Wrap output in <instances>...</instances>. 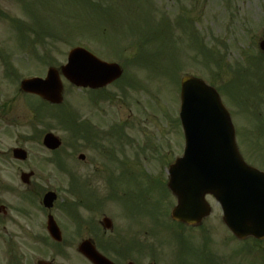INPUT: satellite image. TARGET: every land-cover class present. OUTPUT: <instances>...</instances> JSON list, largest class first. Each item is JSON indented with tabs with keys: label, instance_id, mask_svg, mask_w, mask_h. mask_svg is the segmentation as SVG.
<instances>
[{
	"label": "rangeland",
	"instance_id": "374dc122",
	"mask_svg": "<svg viewBox=\"0 0 264 264\" xmlns=\"http://www.w3.org/2000/svg\"><path fill=\"white\" fill-rule=\"evenodd\" d=\"M263 26L264 0H0V85H19L25 77L58 68L76 46L121 65V78L106 89L114 95L107 113L114 117L117 130L105 144L115 150L116 195L141 194L146 200L139 213L148 239H142L139 248L150 244L162 264H264V240L234 239L216 203L207 200L208 218L185 229L173 227L163 214V220L154 222L157 211L150 206L158 197L163 198L162 212L175 204L164 186L168 166L183 150L178 83L185 75L221 91L237 145L244 151L255 147L259 151L255 164L261 166L264 59L260 55L264 53L258 43ZM39 54L52 64L44 65ZM9 69L14 70L12 78ZM62 81L60 109H42L47 117L42 124L31 123L32 111L23 99L9 112L20 122L29 120L37 133L47 130L60 137L63 147L58 156L67 152L69 141L55 113L93 112L83 90ZM120 166L126 177L120 175ZM122 208L119 216L132 224L137 211ZM126 231L132 234L129 228Z\"/></svg>",
	"mask_w": 264,
	"mask_h": 264
},
{
	"label": "flooded vegetation",
	"instance_id": "af4514ba",
	"mask_svg": "<svg viewBox=\"0 0 264 264\" xmlns=\"http://www.w3.org/2000/svg\"><path fill=\"white\" fill-rule=\"evenodd\" d=\"M19 86L0 85V264H93L80 252L85 244L107 260L104 264H162L155 248H139L148 238L139 213L146 200L141 194L131 200L115 195V150L105 144L114 139L116 128L107 113L113 93L107 88L86 91L85 99H93L86 106L93 112L78 111L76 145L58 156L42 145L47 130L37 133L29 120L20 122L9 113L23 99L32 111L31 123L47 120L34 113L41 107L36 103H47ZM79 106H85L82 100ZM237 149L248 165L264 169V158L261 166L255 164V147ZM47 192L55 194L50 206L44 202ZM125 205L137 211L132 224L118 214ZM150 206L159 217L160 204Z\"/></svg>",
	"mask_w": 264,
	"mask_h": 264
},
{
	"label": "water",
	"instance_id": "95a60500",
	"mask_svg": "<svg viewBox=\"0 0 264 264\" xmlns=\"http://www.w3.org/2000/svg\"><path fill=\"white\" fill-rule=\"evenodd\" d=\"M259 48L264 51V39ZM61 73L76 86L99 88L119 78L121 70L116 64L101 62L75 48L69 52ZM21 85L51 103L61 102L62 87L53 69L45 79L34 78ZM179 116L185 149L168 171L167 186L177 199L172 219L188 225L200 223L210 212L205 195L211 194L222 208L223 222L237 238L263 239L264 173L248 167L239 157L234 129L218 94L198 79L184 78ZM44 144L54 150L60 141L48 134ZM52 199L47 195L48 204ZM80 251L96 264H103L93 249L85 246Z\"/></svg>",
	"mask_w": 264,
	"mask_h": 264
}]
</instances>
